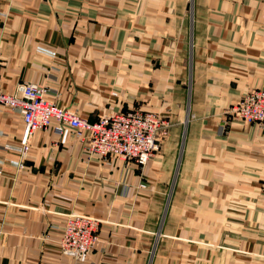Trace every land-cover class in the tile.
I'll return each instance as SVG.
<instances>
[{
	"label": "crops",
	"instance_id": "obj_1",
	"mask_svg": "<svg viewBox=\"0 0 264 264\" xmlns=\"http://www.w3.org/2000/svg\"><path fill=\"white\" fill-rule=\"evenodd\" d=\"M0 0V91L30 82L95 121L156 112L169 133L143 168L34 134L0 105V264H264V127L226 111L264 90V0ZM100 221L84 261L67 216Z\"/></svg>",
	"mask_w": 264,
	"mask_h": 264
},
{
	"label": "built area",
	"instance_id": "obj_2",
	"mask_svg": "<svg viewBox=\"0 0 264 264\" xmlns=\"http://www.w3.org/2000/svg\"><path fill=\"white\" fill-rule=\"evenodd\" d=\"M47 89L25 82L14 94L0 91V105L16 109L22 117L19 168L24 167L33 136L52 127L61 133L67 129L84 148L87 156L107 161L116 156L144 166L159 150L160 143L169 133V121L149 111L128 110L114 115L98 116L95 121L81 117L72 108H62L47 98ZM226 113L247 125L264 127V91L253 90ZM100 221L85 215L67 216L59 240L60 252L82 262L98 242Z\"/></svg>",
	"mask_w": 264,
	"mask_h": 264
},
{
	"label": "rangeland",
	"instance_id": "obj_3",
	"mask_svg": "<svg viewBox=\"0 0 264 264\" xmlns=\"http://www.w3.org/2000/svg\"><path fill=\"white\" fill-rule=\"evenodd\" d=\"M191 12H192V0H185V9H184V18H185V30H188V26H187V23H188V21H189V19H190V15H191ZM14 94V93H13ZM56 104V103H55ZM73 109V108H72ZM73 110H75V109H73ZM153 113H155V114H158V113H156V112H153ZM103 115H106V114H103ZM103 115H100V116H103ZM160 115V114H159ZM161 116V115H160ZM159 151V150H158ZM111 157H116V156H111ZM121 159V158H120ZM148 163V162H147ZM146 163V164H147ZM145 164V165H146ZM144 165V166H145ZM144 166H142V167H139V168H143ZM66 221V220H65ZM97 235H99V231H98V234Z\"/></svg>",
	"mask_w": 264,
	"mask_h": 264
},
{
	"label": "bare ground",
	"instance_id": "obj_4",
	"mask_svg": "<svg viewBox=\"0 0 264 264\" xmlns=\"http://www.w3.org/2000/svg\"><path fill=\"white\" fill-rule=\"evenodd\" d=\"M253 90H257V89H253ZM253 90L248 91L246 94H248L249 92H251V91H253ZM259 90H261V89H259ZM263 91H264V90H263ZM246 94H244V96H245ZM244 96H243V97H244ZM243 97H242V98H243ZM242 98H241V99H242ZM106 115H107V114H106ZM110 115H114V113H113V114L111 113Z\"/></svg>",
	"mask_w": 264,
	"mask_h": 264
}]
</instances>
